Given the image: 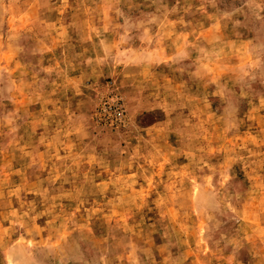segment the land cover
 Masks as SVG:
<instances>
[{
    "label": "rangeland",
    "instance_id": "1",
    "mask_svg": "<svg viewBox=\"0 0 264 264\" xmlns=\"http://www.w3.org/2000/svg\"><path fill=\"white\" fill-rule=\"evenodd\" d=\"M0 264H264V0H0Z\"/></svg>",
    "mask_w": 264,
    "mask_h": 264
}]
</instances>
